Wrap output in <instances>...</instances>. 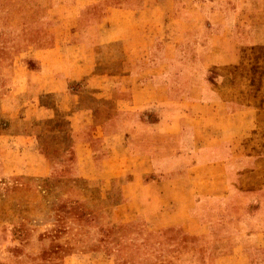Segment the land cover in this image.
I'll use <instances>...</instances> for the list:
<instances>
[{"label":"crops","instance_id":"1","mask_svg":"<svg viewBox=\"0 0 264 264\" xmlns=\"http://www.w3.org/2000/svg\"><path fill=\"white\" fill-rule=\"evenodd\" d=\"M204 2L179 16L174 0H72L34 51L26 175L100 185L91 214L58 221L59 264H121L127 230L155 248L188 241L194 264H264V0Z\"/></svg>","mask_w":264,"mask_h":264},{"label":"rangeland","instance_id":"2","mask_svg":"<svg viewBox=\"0 0 264 264\" xmlns=\"http://www.w3.org/2000/svg\"><path fill=\"white\" fill-rule=\"evenodd\" d=\"M71 2L0 0V264H59L66 248L60 247L57 241L66 236L58 221L68 216L86 217L92 213L87 206L102 204L98 183L81 180L64 183L56 168L43 178L26 175V158L22 156L24 126L21 120L30 101L25 78L29 71L38 69L34 51L51 47L56 36H61L62 26L67 25L64 16ZM174 2V11L179 16L188 5L196 8L206 3L204 0ZM206 6L209 8L210 4ZM58 39V42L63 41V37ZM165 42L164 36L159 35L154 43L157 50H153V57H164ZM181 69V66L174 68L176 72ZM192 69L195 68L191 66V73ZM207 74L213 77L214 73ZM109 108L113 109V105ZM53 143L56 150L59 142ZM68 151V158L72 160V150ZM39 168L36 162L31 171ZM107 202L110 206L115 203L112 199ZM53 229L55 233H49L48 230ZM12 237H20V245L12 244ZM189 247L188 241H176L169 247L155 248L149 241H135L132 232L127 230L124 239L116 243V256L121 264H166L167 252H174L176 258L171 261L174 264H194L193 259L182 255Z\"/></svg>","mask_w":264,"mask_h":264}]
</instances>
